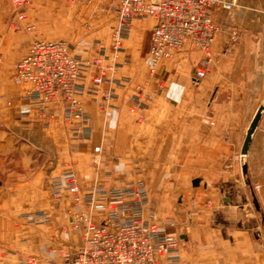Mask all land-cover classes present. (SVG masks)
Returning a JSON list of instances; mask_svg holds the SVG:
<instances>
[{"label":"crops","instance_id":"obj_1","mask_svg":"<svg viewBox=\"0 0 264 264\" xmlns=\"http://www.w3.org/2000/svg\"><path fill=\"white\" fill-rule=\"evenodd\" d=\"M40 5L42 24L49 17L52 25L66 23L60 16L54 20L60 12ZM213 16L219 31L204 79L196 76L203 55L190 42L173 60L161 62L151 79L155 22L135 21L121 65L104 79L105 90L108 79L125 80L111 107L102 108L91 95L83 98L93 129L89 140L73 139L75 127L64 123L61 99L48 109L52 118H44L21 100L28 86L14 85L9 73L0 76V264L28 257L65 264L60 250L81 247L72 227L77 208L69 197L52 198V181L71 171L82 190L143 181L159 225L181 239L179 262L163 264H264V114L242 156L264 104V0H237L217 7ZM102 21L96 18L77 37L74 28L65 36L53 34L54 40L68 36L87 57L101 40L110 55L112 37ZM28 46L16 45L8 55L21 60ZM85 85L93 87L91 80ZM135 98L144 110L136 108ZM141 111L146 117L138 124ZM44 210L52 212L50 224L27 220Z\"/></svg>","mask_w":264,"mask_h":264},{"label":"built area","instance_id":"obj_2","mask_svg":"<svg viewBox=\"0 0 264 264\" xmlns=\"http://www.w3.org/2000/svg\"><path fill=\"white\" fill-rule=\"evenodd\" d=\"M17 18L24 21L31 0L12 1ZM237 0H121L110 6L116 15L111 29V54L103 41L98 40L90 57L77 51L63 40L34 41L28 53L17 64L13 83L28 86L21 100L36 107L44 118L50 106L59 99L63 102V120L74 126V140H89L92 134L91 118L84 109L85 95L104 109L117 98V88L125 80L108 79L110 88L102 87L108 73L112 75L121 65L124 42L130 38L134 22L152 19L149 60L151 79L157 76L161 62L173 60L182 53L187 42L198 49L203 58L196 67L198 79L210 71L213 44L219 31L213 11L229 8ZM31 30L32 28H28ZM87 52V51H86ZM112 60V63H107ZM92 81L93 87L85 85ZM163 83L160 84V90ZM136 108L145 109L139 98ZM135 108V109H136ZM141 111L137 123L145 120ZM101 148H96L100 153ZM52 197L61 202L70 198L77 208L72 227L80 233L81 247L74 252L60 250L65 264H163L177 263L181 239L166 233L156 220L147 188L141 180H131L121 186L94 185L82 190L74 172H67L52 181ZM31 223L50 224L49 212H35L26 216ZM17 264H38L28 257Z\"/></svg>","mask_w":264,"mask_h":264},{"label":"rangeland","instance_id":"obj_3","mask_svg":"<svg viewBox=\"0 0 264 264\" xmlns=\"http://www.w3.org/2000/svg\"><path fill=\"white\" fill-rule=\"evenodd\" d=\"M12 1L0 0V76H6L9 73L8 78L11 76L12 83L16 66L21 60H15L8 53L13 51L16 45L18 46L28 41L29 51L34 41H47L44 39L54 40L53 34L65 36L68 35V29L72 30L73 28L77 37L80 33H84L86 30L92 28L96 18L104 19L102 22L107 23V27L111 33L112 27L117 22L115 13L110 10L111 4L116 3L115 0H31L30 6L25 11L27 17L24 21H20L17 18ZM39 3L41 4L40 6L46 9V12H60L57 16L55 15L56 18L54 20L59 22L58 17L60 16V19L64 18L66 23L64 25H52V19L49 17L47 24H42L39 21ZM28 28L32 29L29 30ZM67 37L61 39H64L63 41H67L75 48L74 42L67 40ZM0 187L2 186L0 185ZM188 188L192 191L194 187L189 185ZM48 211L49 213L51 212L50 210L39 212Z\"/></svg>","mask_w":264,"mask_h":264},{"label":"water","instance_id":"obj_4","mask_svg":"<svg viewBox=\"0 0 264 264\" xmlns=\"http://www.w3.org/2000/svg\"><path fill=\"white\" fill-rule=\"evenodd\" d=\"M263 114H264V104L259 109L258 113L256 114L255 118L253 119V121L249 127V130L247 132V136H246V139L244 142V146L242 149V156L247 155V153L249 151V147L252 143L253 135L255 134V132L259 126V123H260V120H261ZM243 172H244V174H247V168L246 167L243 168ZM254 203L256 204L257 208H259V205H258V202L256 199H254Z\"/></svg>","mask_w":264,"mask_h":264}]
</instances>
